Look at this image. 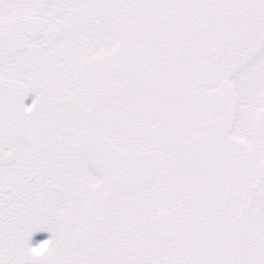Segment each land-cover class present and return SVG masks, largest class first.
I'll use <instances>...</instances> for the list:
<instances>
[{"label": "snow or ice", "instance_id": "snow-or-ice-1", "mask_svg": "<svg viewBox=\"0 0 264 264\" xmlns=\"http://www.w3.org/2000/svg\"><path fill=\"white\" fill-rule=\"evenodd\" d=\"M0 264H264V0H0Z\"/></svg>", "mask_w": 264, "mask_h": 264}, {"label": "flooded vegetation", "instance_id": "flooded-vegetation-1", "mask_svg": "<svg viewBox=\"0 0 264 264\" xmlns=\"http://www.w3.org/2000/svg\"><path fill=\"white\" fill-rule=\"evenodd\" d=\"M30 99H31V94L30 96L26 99V103H30ZM50 236L49 233L47 232H39V233H35L32 237V243L33 245H35L38 241L46 239Z\"/></svg>", "mask_w": 264, "mask_h": 264}, {"label": "rangeland", "instance_id": "rangeland-1", "mask_svg": "<svg viewBox=\"0 0 264 264\" xmlns=\"http://www.w3.org/2000/svg\"><path fill=\"white\" fill-rule=\"evenodd\" d=\"M33 98H34V95H32V94H31V99H30V103H31V101H32V99H33Z\"/></svg>", "mask_w": 264, "mask_h": 264}]
</instances>
